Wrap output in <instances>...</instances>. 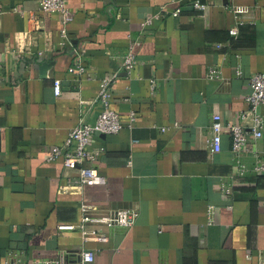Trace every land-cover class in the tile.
I'll return each mask as SVG.
<instances>
[{
    "label": "crops",
    "instance_id": "0c3cea01",
    "mask_svg": "<svg viewBox=\"0 0 264 264\" xmlns=\"http://www.w3.org/2000/svg\"><path fill=\"white\" fill-rule=\"evenodd\" d=\"M66 2L74 14L62 38L38 0H0V264H80L85 250L91 264H264V172L254 171L264 166V133L248 134L238 156L228 132L219 153L209 146L212 116L240 122L250 77L264 73V0ZM79 49L90 79L77 81L68 68ZM129 52L138 65L127 75ZM115 73L111 107L135 121L94 137L89 150L103 152L88 166L106 182L78 189L77 173L47 154L80 121L94 123L99 81ZM81 204L134 209L135 225L84 241L59 229L77 225Z\"/></svg>",
    "mask_w": 264,
    "mask_h": 264
},
{
    "label": "built area",
    "instance_id": "2783aa9c",
    "mask_svg": "<svg viewBox=\"0 0 264 264\" xmlns=\"http://www.w3.org/2000/svg\"><path fill=\"white\" fill-rule=\"evenodd\" d=\"M39 12L43 14L57 15L60 21L59 34L65 37L66 27L73 18V11L67 5L66 0H38ZM193 7L203 10L206 6L200 1H194ZM163 8L157 11L150 18L146 19L142 24V29L151 24L153 20L162 18ZM235 22L237 25L243 23L242 12L239 9L233 10ZM173 17L179 15V10L171 13ZM117 18L124 20L122 13H117ZM231 37H236L238 32L235 27L228 30ZM84 52L79 49L73 53L74 62L68 68V73L73 75L77 81L81 79H90V73L83 64L82 56ZM138 62L135 54L129 52L122 60L121 69L130 75ZM209 78L218 79L220 70L211 68L208 71ZM118 79V75H106L99 81V91L95 98L96 104L100 107V111L96 116L94 123L90 124L85 121L70 130L66 141L61 146H53L47 154V161L52 162L61 160L64 169L67 171H75L77 173L76 187L78 189L84 186L104 185L105 177L100 175L95 169L89 167L88 164L93 163L103 152L102 150H89V146L93 142L96 135L111 136L118 134L124 128H131L135 121V114L131 113L126 122H122L119 115L111 107V95L114 84ZM250 94L247 96L248 109L243 111L239 117L238 123H225L222 117L214 114L211 119V139L209 146L212 153L216 154L221 151V136L224 132H228L231 137V151L238 156L245 149L247 143V135L251 134L256 140L260 139L264 133V116L259 113L258 108L264 107V73H256L250 77ZM154 90V81H150V91ZM60 84L56 82L54 85V94L59 96ZM255 172H264V166L254 167ZM81 218L77 225L61 226V230L78 229L81 232L84 241L98 240L106 241V237L101 234L102 229H110L113 227L129 229L135 225L137 212L134 209H104L97 206L86 204L80 205ZM90 228V230H88ZM94 261V254L85 250L81 252L80 264H91ZM43 264H64L63 258L47 261Z\"/></svg>",
    "mask_w": 264,
    "mask_h": 264
}]
</instances>
